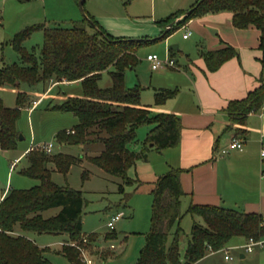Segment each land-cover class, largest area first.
I'll return each instance as SVG.
<instances>
[{
    "label": "trees",
    "instance_id": "obj_1",
    "mask_svg": "<svg viewBox=\"0 0 264 264\" xmlns=\"http://www.w3.org/2000/svg\"><path fill=\"white\" fill-rule=\"evenodd\" d=\"M190 10L191 13L186 15ZM189 11L180 10L159 22L166 30L176 19L183 17L163 33L162 39L194 19L230 12L236 29L253 26L259 30V49L264 52V0H197ZM36 31H43L40 55L24 47V42ZM151 42L115 38L87 12L70 28L34 25L13 39L12 46L20 62L4 64L0 68V88L20 90L24 85L35 87L47 82H79L83 89L82 98L69 97L53 107V110L71 113L79 120L72 133H60L57 140L61 145L102 144L104 151L90 161L105 173L121 179L123 184L119 185L118 192L123 194L125 185L132 182L128 171L137 162H147L150 152L174 148L181 141L180 118L172 114L153 115L141 105L140 87L129 89L126 86V71L137 67L140 63L138 50ZM238 56L239 52L229 45L202 54L210 72L219 70ZM105 72L109 74L111 85L101 88L99 83ZM175 96L176 91L160 90L155 96V105H164ZM263 104L264 79L246 98L231 101L226 112L233 123L243 125L245 119L257 113ZM27 107L32 108L31 98L23 92L18 93L14 109L7 108L0 99L1 150L16 148L20 137L16 124L21 110ZM145 125L154 127L148 133L143 149L135 152L131 146L137 142V131ZM237 133L244 132L237 130ZM27 157L29 166L23 173L39 180L40 184L28 190L10 189L1 201L0 264H52L45 257L50 250L34 243L31 234L65 235L67 241L59 254L71 264H84L79 250L71 246L75 243L83 247L86 236L82 222L86 204L83 193L57 186L47 167L53 161L59 171L67 174L78 161L64 154L52 157L37 150H30ZM181 173L180 169H171L152 184L151 229L136 264H197L210 253L222 252L235 238L245 241L264 239V216L261 214L191 204L187 214L191 216L193 226L182 247L184 234L180 224L184 218L182 200L186 193ZM51 209L60 211L46 218L44 213ZM89 238L94 244L99 239L96 235ZM106 254H101L99 259L106 261L109 257Z\"/></svg>",
    "mask_w": 264,
    "mask_h": 264
},
{
    "label": "rangeland",
    "instance_id": "obj_2",
    "mask_svg": "<svg viewBox=\"0 0 264 264\" xmlns=\"http://www.w3.org/2000/svg\"><path fill=\"white\" fill-rule=\"evenodd\" d=\"M80 1L0 0V68L4 64L12 65L20 62L19 55L12 46L16 34L40 24L47 27L70 28L74 23L81 21L84 13L88 12L111 27L110 31L117 36L133 41H152L138 50L140 63L137 67L126 71L127 88L133 89L138 85L141 89L142 104L149 106L154 102V90L163 87L165 83L160 74L172 70L152 71L147 61L149 55H157L162 60L171 58L177 63L176 68L183 70L189 62L188 58L191 60L202 58L200 51L203 44L200 43L202 40L200 36L203 31L210 38L218 39V30L211 27L204 29L197 21L199 18L195 19L194 26L185 25L170 37L162 39L166 30L159 22L180 10L189 11L196 0H86L83 7L79 5ZM182 18L174 22L177 24ZM189 33L190 38L184 40L183 36ZM43 41V31H36L24 42V47L29 52L40 55ZM205 42L202 43L206 46L207 41ZM174 46L178 47L177 50H173ZM51 83H40L35 87L24 85L20 90L0 88V99L7 108L14 109L17 106L19 92L28 94L32 103V100H37L45 93ZM99 85L101 88L111 85L107 72L103 74ZM70 95H74L72 96L74 98L83 97L82 85L79 82L58 84L49 97L42 99L34 109L30 110L27 107L21 110L16 128L22 139L18 140L14 150L3 151L0 148V198L10 189L28 190L40 184L39 180L23 173L29 166L27 155L31 148L51 143L54 146L52 157L64 154L78 161L70 167L67 174L59 171L53 161L49 162L47 167L51 171L52 181L57 186L70 187L83 193L86 202L82 216L83 233L89 241L86 247L87 255L94 263L97 261L96 264H136L151 229L153 197L150 192L152 184L165 173L159 171V166L165 159V155L162 157L160 154L165 150H154L155 153H149L147 162H137L128 171V177L132 182L125 185L123 194L119 193V185L123 184V181L105 173L90 161V158L99 156L104 151L102 144L61 145L58 142V134L72 133L79 124L75 115L53 110L55 105L63 102L65 96ZM150 126L145 125L137 131V142L131 146V150L140 152L143 149ZM187 210L188 207L182 203L184 214L180 224L184 234L181 237L182 247L193 226V220L187 214ZM59 211L60 209H51L45 212L44 216L53 217ZM117 214H122L123 218L116 224L115 232H112L108 228V223ZM92 235L101 237L102 240L97 239L94 244L89 238ZM30 236L37 245L50 250L45 257L52 264H71L59 254L64 236L48 234ZM234 240L232 241L235 242ZM112 245L115 250H111ZM259 249H264V246L255 248L252 252ZM101 254L109 256L108 259L100 260ZM241 254L240 250L232 249L229 251L232 260L225 261L224 252H217L209 254L199 264H253L242 260Z\"/></svg>",
    "mask_w": 264,
    "mask_h": 264
},
{
    "label": "crops",
    "instance_id": "obj_3",
    "mask_svg": "<svg viewBox=\"0 0 264 264\" xmlns=\"http://www.w3.org/2000/svg\"><path fill=\"white\" fill-rule=\"evenodd\" d=\"M90 16L110 35L124 38L113 34L110 31L112 28L99 18ZM197 21L204 29L211 27L218 30V39L210 38L202 32L201 56L205 52L217 51L227 45L235 48L239 56L226 62L215 72L208 70L203 57L195 60L188 58L189 62L183 70L164 68L172 70L160 74L165 83L163 87L154 90L153 105H143L141 102L142 107L148 108L153 115L172 114L181 120V141L176 147L160 154L162 157L165 155V159L159 166V171L165 172L164 174L171 169L182 171L181 183L186 193L182 203L188 208L191 204L210 205L264 216V159L260 156L264 144V115L259 112L252 113L245 119L244 124L240 125L233 123L226 112L231 101L246 98L264 79V52L259 49L260 32L253 26L245 30L236 29L233 25V14L230 12L207 15ZM195 23L194 19L186 25L194 26ZM205 40L206 46L202 43ZM57 86V83L52 82L44 94L37 100H32L30 110L42 99H47ZM160 90L176 91V96L164 105L156 106L155 96ZM72 96L74 95L69 97ZM69 97L65 96L63 101ZM34 102L37 103L35 106ZM153 127L150 126V131ZM237 130L244 133L238 135ZM233 138L243 141V150L219 156L220 150ZM153 153L155 151L151 154ZM7 192L1 196L0 203ZM63 236L65 238L61 246L67 241V237ZM30 237L36 243L32 236ZM235 239V242L229 243L227 249L240 250L242 260L264 264V249L247 253L243 249L246 241L242 238Z\"/></svg>",
    "mask_w": 264,
    "mask_h": 264
},
{
    "label": "built area",
    "instance_id": "obj_4",
    "mask_svg": "<svg viewBox=\"0 0 264 264\" xmlns=\"http://www.w3.org/2000/svg\"><path fill=\"white\" fill-rule=\"evenodd\" d=\"M190 35H191L190 33L185 34L183 37L184 39H188ZM147 61L150 63L152 71H159L164 68H176V65H177L175 60L168 58V57L166 58V60H162L157 55H149L147 57ZM36 104L37 103L34 102V106ZM258 112L260 115H264V104ZM53 147L54 146L51 143L50 144H40V145H37L36 147L31 148V150L44 151L47 154H51ZM243 147H244V143L241 139L233 138L231 142L225 148L220 150V154L222 156H226L232 151H242ZM260 156L262 159H264V144L262 145ZM122 218H123L122 214H117L111 219V221L108 223V228L110 229V231L112 232L115 231L116 224L119 221H121ZM88 243H89L88 237L85 236L83 238V247L78 246L75 243H71V246L79 250L84 264H95L94 261L87 255L86 247ZM263 246H264V239H261V240L249 239L248 241H246L245 245L243 246V249L245 252L249 253V252H252L255 248L263 247ZM111 250H115V247L113 245L111 246ZM229 251L230 250L227 248L222 251L224 252L225 259L227 261L232 260V257L229 256Z\"/></svg>",
    "mask_w": 264,
    "mask_h": 264
},
{
    "label": "water",
    "instance_id": "obj_5",
    "mask_svg": "<svg viewBox=\"0 0 264 264\" xmlns=\"http://www.w3.org/2000/svg\"><path fill=\"white\" fill-rule=\"evenodd\" d=\"M85 1H86V0H81L79 5H80L81 7H83ZM191 11H192V10H190L189 12H187L186 15L190 14ZM87 19H88V18H87ZM88 20H89V22L92 24V26H93L94 28H96V25H95L90 19H88ZM175 24H176L175 22H173L172 24H170V25L167 27L166 32L169 31V30H170ZM163 35H164V34H163ZM162 37H163V36H162ZM176 48H177V47L175 46L173 49L176 50ZM21 139H22V136L19 137V140H21Z\"/></svg>",
    "mask_w": 264,
    "mask_h": 264
}]
</instances>
